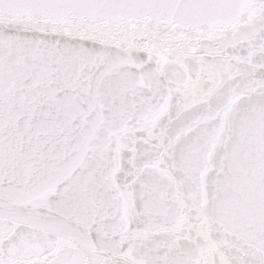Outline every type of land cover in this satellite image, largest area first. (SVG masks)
Listing matches in <instances>:
<instances>
[{"label":"snow or ice","instance_id":"6c2138e0","mask_svg":"<svg viewBox=\"0 0 264 264\" xmlns=\"http://www.w3.org/2000/svg\"><path fill=\"white\" fill-rule=\"evenodd\" d=\"M0 264H264V0H0Z\"/></svg>","mask_w":264,"mask_h":264}]
</instances>
